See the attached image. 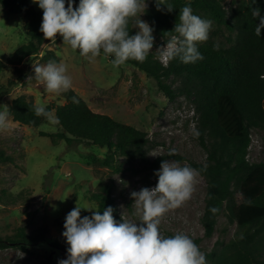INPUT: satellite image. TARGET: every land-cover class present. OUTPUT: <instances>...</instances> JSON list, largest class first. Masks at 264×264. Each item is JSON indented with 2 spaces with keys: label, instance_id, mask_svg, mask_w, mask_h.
Listing matches in <instances>:
<instances>
[{
  "label": "rangeland",
  "instance_id": "obj_1",
  "mask_svg": "<svg viewBox=\"0 0 264 264\" xmlns=\"http://www.w3.org/2000/svg\"><path fill=\"white\" fill-rule=\"evenodd\" d=\"M220 1L228 9L235 0ZM146 4L148 8L149 2ZM34 6L42 10L38 3ZM144 13L140 18L146 21ZM211 22V28L215 30L217 23ZM24 23L22 13H8L0 8V58L3 61L9 53L29 41ZM228 34V29L223 28L215 39L227 42ZM213 36L210 30L208 39ZM160 46L155 39L153 50L157 51ZM47 53L49 55L45 57ZM113 59L101 50V54L90 61L80 55L79 49L73 50L63 44L59 35L56 42L45 45V51L27 58L18 67L7 64L0 67V110L6 108L10 112L9 129L0 130V236H13L21 227L34 231L45 225H52L56 232L62 234L66 215L76 202L82 207L98 209V202L91 196L103 183L113 184V196L119 212L124 213L125 218L140 223L131 193L140 191L148 179L158 182L154 172L161 167L159 157L164 156V160L176 161L181 166L191 161L206 160L207 153L198 132L195 103L179 89L181 80L168 79L167 82L177 91L172 98L161 89L155 77L148 76L129 62L114 67ZM49 60L66 65V74L72 79L71 88L83 96L94 111L148 132V154L158 155L149 154L148 162L121 157L122 170L116 171L92 162L89 157L90 153L106 154L107 147L87 141L69 143L66 139L54 142L50 136L42 135V131L57 132V123L48 121L31 127L16 121L10 105L22 94L44 106L66 102V91L49 93L35 79L28 81L29 76H35L33 63L46 65ZM53 114L55 116V112ZM251 138L248 158L253 162L264 161V128H253ZM206 195L207 180L198 172L191 198L180 207L169 210L161 219V234H186L203 254L214 249L219 239H230L237 224H230L226 215L220 217L214 235L205 236L202 216ZM81 215H91V212L82 209ZM225 228L228 231L223 235ZM61 259H66L62 249L46 241L30 245L27 250L16 246L0 247V264H45L48 260L51 264H59ZM206 264L213 263L209 259Z\"/></svg>",
  "mask_w": 264,
  "mask_h": 264
},
{
  "label": "trees",
  "instance_id": "obj_2",
  "mask_svg": "<svg viewBox=\"0 0 264 264\" xmlns=\"http://www.w3.org/2000/svg\"><path fill=\"white\" fill-rule=\"evenodd\" d=\"M146 1L150 6L146 8L144 16L153 28L154 44L157 39L160 45H165L167 40L178 35L173 29L179 9L185 5L190 4L193 14L217 23L215 30L211 28L213 38L197 43L204 57L202 60L183 63L177 57L165 67L157 58L158 51L152 49L145 62L131 59L126 62L155 77L161 89L172 98L177 91L167 81L171 77L181 80L179 89L195 103L198 132L207 158L203 162L191 161L187 165L207 180L206 205L202 216L205 236L214 235L222 215L227 216L230 224H237L235 234L230 239H219L216 247L204 254L206 262L210 259L213 264H264V161L253 162L248 158L251 130L264 128V30L261 36L255 35L259 19L253 17L251 12V8L259 7L261 16H264V0H256L255 4H252V0H235L228 9L220 0H168L174 6L172 12H168L166 6L158 11L155 0ZM75 4L78 5L79 0H75ZM0 8L8 13H22L24 28L29 36V41L9 53L6 61L0 58V67L6 64L18 67L27 58L45 51V45L51 41L45 40L39 30L43 10H37L32 0H0ZM135 20H129L130 35L137 31L134 28ZM223 28L229 31L228 43L215 39ZM214 45H219L218 49ZM64 95L65 103L45 106L48 111L55 112L59 130L52 133L42 131V135L50 136L54 142L66 139L69 143L87 141L107 147L106 154L90 153L89 157L92 162L116 171L122 170L121 157L129 161H149L148 132L94 111L73 88ZM73 96L78 98V104L73 103ZM34 103L35 100L26 94L16 97L10 105L13 118L31 127L48 122L30 110ZM174 155L184 159L181 155ZM159 159L160 164L165 157ZM156 171L154 175L158 178ZM153 183L151 179L145 181L146 186ZM46 189L50 192L49 186ZM113 191L112 183H103L91 198L98 202L101 213L111 206L114 218L121 222L122 214ZM212 207L219 211L213 214L209 211ZM227 231L228 228H225L222 234L225 235ZM167 234L165 237L174 235L171 232ZM40 241L61 248L67 258L66 238L56 232L52 225L34 231L21 227L13 236H0V247L16 246L27 250L28 246ZM51 263L49 260L45 262Z\"/></svg>",
  "mask_w": 264,
  "mask_h": 264
},
{
  "label": "clouds",
  "instance_id": "obj_3",
  "mask_svg": "<svg viewBox=\"0 0 264 264\" xmlns=\"http://www.w3.org/2000/svg\"><path fill=\"white\" fill-rule=\"evenodd\" d=\"M43 10L40 31L45 40L56 42L57 34L63 38V44L73 50L79 49L80 55L94 61L103 53L113 56L112 65L119 67L129 59L145 62L153 49L154 36L152 26L140 18L145 12L146 0H33ZM67 3V6H66ZM158 11L172 12L174 6L168 0H155ZM256 0H252L255 4ZM252 16L259 19L255 35L261 36L264 30V16L259 7L251 8ZM130 35V18H136ZM212 22L195 14L190 4L179 9L178 20L173 31L178 34L160 46L158 59L166 67L169 61L179 57L183 63H195L204 57L197 48L198 42L209 38ZM219 45H214L218 49ZM35 79L46 92L58 93L72 87V79L66 74L67 67L61 62L49 60L46 65L33 63ZM79 103L76 96L72 97ZM30 110L37 117L49 122L59 123L57 117L44 105L34 103ZM10 112L0 110V130H8ZM174 150L169 154L172 155ZM150 155H158L149 153ZM158 183L155 187H144L133 191V207L139 222H133L122 214L121 222L113 216L111 206L101 213L94 207H82L78 202L67 213L64 223L67 258L59 264H206L205 255L194 240L183 233L165 237L159 226L161 219L171 209H175L189 200L194 191L198 172L190 165L181 166L176 161L164 160L155 173ZM82 209L91 215H81ZM93 209H96L93 211ZM213 214L218 208L209 209ZM23 258V256H18Z\"/></svg>",
  "mask_w": 264,
  "mask_h": 264
},
{
  "label": "built area",
  "instance_id": "obj_4",
  "mask_svg": "<svg viewBox=\"0 0 264 264\" xmlns=\"http://www.w3.org/2000/svg\"><path fill=\"white\" fill-rule=\"evenodd\" d=\"M263 76H264V75H263ZM157 183H158V182H157ZM157 183L155 182V183H153V184H151V185L144 186V187H149V188H152V187H155ZM144 187H143V188H144Z\"/></svg>",
  "mask_w": 264,
  "mask_h": 264
}]
</instances>
